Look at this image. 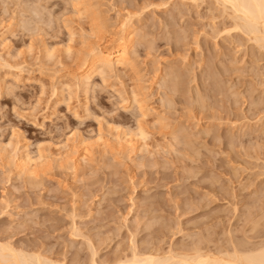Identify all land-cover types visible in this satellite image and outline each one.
Returning <instances> with one entry per match:
<instances>
[{"label":"rangeland","instance_id":"374dc122","mask_svg":"<svg viewBox=\"0 0 264 264\" xmlns=\"http://www.w3.org/2000/svg\"><path fill=\"white\" fill-rule=\"evenodd\" d=\"M193 1L0 0V245L57 264L263 246L264 50ZM129 24L134 70L82 88Z\"/></svg>","mask_w":264,"mask_h":264},{"label":"bare ground","instance_id":"6f19581e","mask_svg":"<svg viewBox=\"0 0 264 264\" xmlns=\"http://www.w3.org/2000/svg\"><path fill=\"white\" fill-rule=\"evenodd\" d=\"M83 1V0H82ZM191 1H193V0H191ZM201 1V0H200ZM216 2H219V5L221 4L222 5V7H224V8H222V9H224L225 11H232V13H233V15H234V18L233 19H237L238 21H236V20H234L235 21V25L234 26H240L239 28H236V29H238V31L240 30V31H246V32H248V34L250 33V34H253V35H247V36H250V37H252V40H256L255 41V43H259L260 45H261V49L262 50H264L263 48H264V0H215ZM78 2V1H77ZM160 2V1H159ZM194 2V1H193ZM80 3H81V1H80ZM79 3V4H80ZM86 3V2H85ZM167 3V2H166ZM78 4V5H79ZM84 4V3H83ZM88 4V3H87ZM165 4V3H164ZM77 5V6H78ZM168 5V4H167ZM196 5V4H195ZM218 5V4H217ZM80 6H82L83 7V5L81 4ZM31 7V6H30ZM85 7V6H84ZM217 7V6H216ZM78 8H79V6H78ZM77 8V9H78ZM86 8V7H85ZM84 8V9H85ZM218 8H219V6H218ZM33 9V8H32ZM83 9V11L85 12V10ZM87 9V8H86ZM88 9H89V6H88ZM226 9H229V10H226ZM90 10V9H89ZM89 10H86V12L87 11H89ZM223 10V12H225ZM221 11V10H220ZM36 12V11H35ZM78 12V11H77ZM84 12H82V13H84ZM90 12V11H89ZM227 12H225V14L227 13ZM37 13V12H36ZM92 13V12H91ZM231 13V12H230ZM232 13H231V15H232ZM79 14H81V12H79ZM86 14V13H85ZM81 15H83V14H81ZM90 15H92V14H90ZM130 15V14H129ZM128 15V16H129ZM29 16V15H28ZM86 16V15H85ZM89 16V15H88ZM140 16V15H139ZM130 17V16H129ZM132 17V16H131ZM232 17V16H231ZM26 18V17H25ZM87 18H89V17H87ZM91 18H92V16H91ZM134 18V17H133ZM138 18V17H137ZM93 19H95V18H93ZM97 19H98V17H97ZM27 20V19H26ZM96 20V19H95ZM94 20V21H95ZM131 20H132V18H131ZM139 20V19H138ZM126 21H129V20H126ZM134 21V20H133ZM136 21V20H135ZM234 21H232V22H234ZM33 22V21H32ZM236 22H240V24H236ZM92 23H94L93 21H92ZM96 24V23H95ZM132 24V23H131ZM30 25V24H29ZM134 25V24H133ZM141 26V25H140ZM233 26V27H234ZM241 27L243 28V30L241 29ZM137 28V27H136ZM32 29H33V27H32ZM231 29V28H230ZM233 29V28H232ZM140 31V30H139ZM229 31V30H228ZM227 31V32H228ZM96 32V31H95ZM123 34H122V36L120 35L119 37H118V39H116V40H114L113 42H111L110 43V41H109V43L110 44H107V45H105L106 47H100V48H98V47H95V48H92L93 50H91V51H88V50H86L85 49V52L86 51H88V53L87 54H85L84 55V53H82L84 56H85V58H86V60L84 59V63L82 64V65H84L83 66V69L81 70L80 68H79V70H81V72H80V76H79V83H80V86H82V88L84 87L85 89H89V85H92L91 83L94 81V79L95 78H102L101 80H102V82H104L105 80H104V78H106V76H110L111 77V75L112 74H110V73H114V71H115V73L116 72H118V73H116L115 75H118L119 73H121V70H122V73L121 74H123L124 72H123V70H125V72H126V70H130L131 69V72L134 70V68H135V66L133 65L134 64V60H133V56H134V54H135V50L137 49H135L134 50V48H133V46H134V44H135V27L134 26H130V24H129V26H125L124 27V29H123ZM138 32V31H137ZM230 33V32H229ZM72 34V33H71ZM70 34V35H71ZM143 34V33H142ZM94 35V34H93ZM146 35V34H145ZM136 36H138V35H136ZM147 36V35H146ZM145 36V37H146ZM253 36H254V39H253ZM71 37V36H70ZM142 36H140V38H141ZM102 38V37H101ZM150 38V37H149ZM138 39V38H137ZM112 40V39H111ZM142 40V39H141ZM147 41V40H146ZM141 42V41H140ZM143 42H145L144 41V39H143ZM138 43H139V40H138ZM95 44V43H94ZM98 45V44H97ZM99 45H101L100 43H99ZM103 45V44H102ZM259 45V46H260ZM258 46V47H259ZM263 47V48H262ZM150 48V47H149ZM88 49H90V48H88ZM70 51V50H69ZM69 51H68V53H69ZM136 51H138V50H136ZM71 54V53H70ZM137 55V54H136ZM84 57H82V59H83ZM135 58H136V56H135ZM135 63H136V60H135ZM10 65V64H9ZM81 65V66H82ZM79 66H80V64H79ZM133 66H134V68H133ZM12 67V66H11ZM215 67V66H214ZM8 68V67H7ZM133 68V69H132ZM10 69V68H9ZM138 72V71H137ZM128 73H129V71H128ZM109 74V75H108ZM133 74V73H132ZM172 74V73H171ZM170 75V74H169ZM113 76V75H112ZM118 76H120V75H118ZM70 77V76H69ZM108 77H107V79H108ZM110 77H109V79H110ZM136 77V76H135ZM73 78V77H72ZM114 78V77H113ZM119 78V77H118ZM220 78V77H219ZM67 79V78H66ZM74 79V78H73ZM135 79H137V78H135ZM141 79V78H140ZM139 79V80H140ZM68 80V79H67ZM132 80V79H131ZM175 80H176V77H175ZM181 80V79H180ZM222 80V79H221ZM75 81H77V80H75ZM75 81H73V83L75 82ZM133 81V80H132ZM174 81V80H173ZM177 81V80H176ZM135 82V81H134ZM79 83H78V85H79ZM165 83H168V82H165ZM170 83H172V82H170ZM182 83V82H181ZM76 83H74V85H75ZM94 84V83H93ZM105 84V83H104ZM169 84V83H168ZM168 84H166L167 86H168ZM173 84V83H172ZM63 86H65L66 84L64 83V84H62ZM74 85L73 86H70L69 85V87L70 88H73L74 87ZM78 85H75V87H77ZM171 85V84H170ZM176 85H178L175 81H174V86H176ZM139 86V85H138ZM163 86H165V84H163ZM180 86V85H179ZM7 87H9V85L7 86ZM68 87V88H69ZM92 87V86H91ZM132 87H134V86H132ZM135 87H136V85H135ZM162 87V86H161ZM171 87H173V85H171ZM177 87V86H176ZM62 88V87H61ZM80 87H77V89H79ZM82 88H80V89H82ZM131 88V87H130ZM164 88H166L167 89V87H164ZM178 88V87H177ZM180 88V87H179ZM79 89V90H80ZM84 89V90H85ZM92 89V88H91ZM138 89H139V87H138ZM142 89V88H141ZM144 89V88H143ZM162 89V88H161ZM169 89H171V88H169ZM173 89H176V88H174L173 87ZM57 90V89H56ZM60 90V89H59ZM66 90H68V89H66ZM71 90V89H70ZM69 90V91H70ZM94 90V89H93ZM179 90V89H178ZM60 91H63V89L62 90H60ZM65 91V90H64ZM185 91V90H184ZM85 92V91H84ZM87 92V91H86ZM124 93H125V91H123ZM135 92V93H134ZM139 91H137V89L135 90V91H132V93H133V95L134 94H136V93H138ZM171 92H172V94H173V90H171ZM175 92H176V90H175ZM178 92V91H177ZM176 92V93H177ZM183 92V91H182ZM60 93H62L63 94V92H60ZM65 93H67V92H65ZM128 93V92H127ZM61 94V95H62ZM68 94V93H67ZM86 94H88V93H86ZM85 94V95H86ZM121 94V93H120ZM140 94V93H139ZM64 95V94H63ZM133 95H132V97H133ZM141 95V94H140ZM143 95H145V94H143ZM174 95V94H173ZM88 96V95H87ZM136 96V97H135ZM121 98H122V96H120ZM139 98V95L137 96V95H134V98H136V99H134L133 98V100L134 101H136L137 100V102H134L136 105H138L139 107H140V104L138 103V100H139V102L141 101V99H138ZM143 97V96H142ZM145 97H147V96H145ZM123 99V98H122ZM170 98H168V100H167V102L169 101L170 102V100H169ZM165 100V99H164ZM163 100V101H164ZM173 100V99H172ZM202 100V99H201ZM146 101V100H145ZM213 101V100H212ZM123 102H125L124 100H123ZM122 102V103H123ZM167 102H166V104H167ZM169 102H168V104H169ZM202 102H204V101H202ZM138 103V104H137ZM141 103V102H140ZM143 103H145V102H143ZM163 103V102H162ZM167 104V105H168ZM172 104V103H171ZM142 105V104H141ZM145 104H143V106H144ZM147 105V104H146ZM201 105V104H200ZM144 110H143V109ZM140 107L139 109H140V111L142 112V111H144L145 112V108L144 107ZM152 110V109H151ZM139 111V110H138ZM143 112V113H144ZM148 113L150 112L149 110L147 111ZM148 113H146L145 112V116H146V114H148ZM152 113V112H151ZM141 115V114H140ZM143 115V116H144ZM143 127V126H142ZM139 129L137 130V132H139V134L140 135H138V136H140L141 137V139L143 138V137H145V135L147 136L148 134H145L144 133V130H143V128L141 129L140 127H138ZM184 128V127H183ZM175 129H177V128H175ZM140 130V131H139ZM174 131L175 130H173V133H174ZM180 132V131H179ZM125 133V132H124ZM175 133H176V131H175ZM181 133V132H180ZM130 134V133H129ZM172 134V133H171ZM185 134V133H184ZM124 135V134H123ZM131 135V134H130ZM133 135H135V132L133 133ZM180 134H178V136H179ZM183 135V134H182ZM186 135V134H185ZM194 135V134H193ZM172 136H174V134L173 135H171V137ZM130 137V136H129ZM132 137V136H131ZM134 137V136H133ZM132 137V138H133ZM177 137V136H176ZM176 137H174V139L176 138ZM183 137V136H182ZM188 137H189V135H188ZM134 138H137V136L135 135V137ZM149 138V137H148ZM144 139V138H143ZM142 139V140H143ZM186 139V138H185ZM82 140V139H81ZM129 140L131 141V139L129 138ZM133 140V139H132ZM137 140H139L138 138H137ZM145 141H146V137H145V139H144ZM175 140H178V139H175ZM181 140V139H180ZM193 140V139H192ZM141 141V140H140ZM144 141V142H145ZM179 141V140H178ZM177 141V142H178ZM185 141H187V140H185ZM132 142V141H131ZM143 142V141H142ZM181 142H184L183 141V139H182V141H179V143L181 144ZM188 142V141H187ZM80 143H81V145L82 144H84V142L83 141H80L79 142V145H80ZM119 143H120V141H119ZM178 143V144H179ZM185 143V142H184ZM146 144V143H145ZM188 144V143H187ZM186 145V144H185ZM184 145V146H185ZM12 146H14V145H12ZM143 146H144V144H143ZM189 146V145H188ZM27 147V146H26ZM129 147V146H128ZM187 147V146H186ZM21 148V147H20ZM126 148V147H125ZM132 148V147H131ZM140 148V150H141V147H139ZM144 148H145V146H144ZM190 148V147H189ZM193 148V147H192ZM16 149H17V145H16ZM22 149H23V147H22ZM64 149V148H63ZM191 149V148H190ZM194 149V148H193ZM19 150V149H18ZM25 150V149H24ZM40 150V149H39ZM126 150V149H125ZM144 150V149H143ZM26 151V150H25ZM193 151V150H192ZM19 152V151H18ZM30 152V151H29ZM24 153V152H23ZM23 153H21V154H23ZM27 154H24L25 156H24V158L22 159L23 160V169L25 170V173L24 174H26V171L27 172H29L28 174H30L31 172V168H32V164L33 163H35V161H34V157L33 158H31V156L33 155H29L28 154V152H26ZM36 153H38V156H40L39 158H41L42 159V155H44V154H42L41 155V153H43V152H40V151H38V149H37V152ZM39 153H40V155H39ZM198 154V153H197ZM37 155V154H36ZM83 156V158H84V155H82ZM21 158V157H20ZM44 158V157H43ZM36 159V158H35ZM37 159H38V157H37ZM80 159V158H79ZM85 159V158H84ZM39 160L40 159H38V162H39ZM82 160V159H81ZM37 161V160H36ZM84 161V160H83ZM22 169V170H23ZM34 169V168H33ZM35 172V171H34ZM33 172V173H34ZM196 173V172H195ZM29 176V175H28ZM252 222V221H251ZM202 242V241H201ZM262 243V242H261ZM1 244V243H0ZM4 244V243H3ZM0 245V264H57V263H55L54 261H49L48 259H43V258H41L40 257V255H36V256H34L33 254V256H31V255H26V254H24V252L23 253H21V252H16V250L14 249H12V248H10L9 246H7V245ZM91 244V243H90ZM248 244V243H247ZM246 244V245H247ZM136 245V244H135ZM249 245V244H248ZM263 246H261V247H259V248H250L249 250H242V251H237L238 250V248H237V250H236V252H233V254L232 255H228V254H222V253H217V255L216 254H211V253H205V250L204 251H202L201 250V247H200V249H196V250H194V247H192L193 248V250L192 251H194V252H192V253H186L185 252V254H182V255H177V254H172V252H171V254H169V255H162V254H160V252H161V250H160V252H157L156 250L155 251H149V252H146V253H142V254H140L139 252L137 253V252H135L136 251V249L134 250V249H132V250H134V252L132 253V256L131 257H127V258H125V259H118L117 261H115L114 263H112V264H264V244H262ZM90 246V245H89ZM244 246H245V244H244ZM260 246V245H259ZM136 247V246H135ZM246 247H249V246H246ZM245 247V249H247ZM134 248V247H133ZM198 248V247H197ZM236 249V248H235ZM242 249V248H241ZM153 250V249H152ZM185 250V249H184ZM233 250H234V248H233ZM171 251V250H170ZM226 251V250H225ZM145 252V251H144ZM191 252V251H190ZM208 252H210V251H208ZM95 253V252H94ZM94 253H92V254H94ZM97 253H98V251H97ZM163 253H165V252H163ZM168 253V252H167ZM174 253V252H173ZM180 253H182V252H180ZM230 253V252H229ZM99 254V253H98ZM46 258V257H45ZM95 257H93V259H94ZM119 258V257H118ZM121 258V257H120ZM96 259V258H95ZM101 263V262H100ZM60 264V263H59ZM91 264H98V263H96L94 260L91 262ZM101 264H111V263H109V262H104V263H101Z\"/></svg>","mask_w":264,"mask_h":264}]
</instances>
